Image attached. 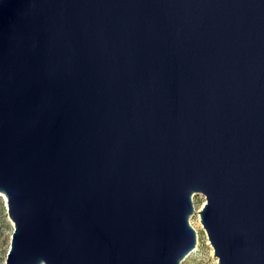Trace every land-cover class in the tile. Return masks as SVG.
I'll list each match as a JSON object with an SVG mask.
<instances>
[{
  "label": "water",
  "instance_id": "water-1",
  "mask_svg": "<svg viewBox=\"0 0 264 264\" xmlns=\"http://www.w3.org/2000/svg\"><path fill=\"white\" fill-rule=\"evenodd\" d=\"M5 264H264V0H0Z\"/></svg>",
  "mask_w": 264,
  "mask_h": 264
},
{
  "label": "rangeland",
  "instance_id": "rangeland-1",
  "mask_svg": "<svg viewBox=\"0 0 264 264\" xmlns=\"http://www.w3.org/2000/svg\"><path fill=\"white\" fill-rule=\"evenodd\" d=\"M203 194L194 195V204L196 208V213L191 218V223L197 225V235H198V246L195 250L186 256V259L182 261L181 264H218V258L214 256V250L211 243L208 240V236L205 228L202 226L200 221V212L204 204ZM193 225V224H192ZM194 227V226H193ZM14 225L8 216L7 205L4 203L2 197H0V264H5L7 254L9 252V247L13 235Z\"/></svg>",
  "mask_w": 264,
  "mask_h": 264
},
{
  "label": "bare ground",
  "instance_id": "bare-ground-1",
  "mask_svg": "<svg viewBox=\"0 0 264 264\" xmlns=\"http://www.w3.org/2000/svg\"><path fill=\"white\" fill-rule=\"evenodd\" d=\"M0 197H2L3 198V200H4V203L6 204V201H7V196H6V194L2 191V192H0ZM205 201L206 200H204L203 202L205 203ZM7 205V204H6ZM192 224H193V226L196 228V229H198V227H197V225L196 224H194L193 223V221H192Z\"/></svg>",
  "mask_w": 264,
  "mask_h": 264
}]
</instances>
